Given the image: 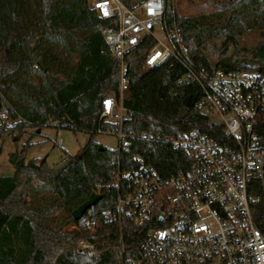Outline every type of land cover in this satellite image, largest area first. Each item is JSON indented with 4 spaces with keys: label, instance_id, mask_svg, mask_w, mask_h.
<instances>
[{
    "label": "trees",
    "instance_id": "1",
    "mask_svg": "<svg viewBox=\"0 0 264 264\" xmlns=\"http://www.w3.org/2000/svg\"><path fill=\"white\" fill-rule=\"evenodd\" d=\"M166 1L165 23L181 31L198 66L264 74V39L253 48H239L237 40L255 28L264 32V0L220 2L217 12L189 17L178 14L173 0ZM89 2L0 0V111L6 108L12 128L22 131L33 127L37 133L54 122L57 128L91 134L81 153L67 154L68 163L60 167H52L46 158L26 161L30 139L11 154L14 173H0V264H121L116 234L91 236L83 226L86 217L113 204L116 191L105 186L120 158L118 148H100L94 139L103 100L110 91H118L120 63L111 57L102 35L109 22ZM152 44L146 38L127 54L130 85L124 103L133 110V119L125 128L154 135L190 129L209 132L210 118L195 105L198 86L176 84L183 73L180 64L169 60L141 72ZM188 95L190 105L185 106ZM7 130L1 128L0 136ZM256 133L264 145V116ZM135 154L164 176L192 162L190 151L149 139L135 140L131 152L121 154L122 164ZM101 183V198L78 221L80 229L61 232L62 226L76 221L73 210ZM81 237L93 240L95 249L80 252Z\"/></svg>",
    "mask_w": 264,
    "mask_h": 264
},
{
    "label": "built area",
    "instance_id": "2",
    "mask_svg": "<svg viewBox=\"0 0 264 264\" xmlns=\"http://www.w3.org/2000/svg\"><path fill=\"white\" fill-rule=\"evenodd\" d=\"M130 1L89 2L109 22L102 35L120 63L118 91L104 98L93 132L115 135L120 158L105 186L116 191L113 204L98 215L83 216V226L91 236L115 233L121 264H264V145L256 133L264 116V74L198 66L181 31L165 23L166 0ZM146 38L153 44L141 72L169 60L180 64L183 73L176 84L198 86L195 105L210 118L209 132L154 135L125 128L133 119L124 103L130 85L127 54ZM11 123L8 110H1L0 129ZM137 139L190 151L192 162L168 176L139 154L122 164L121 154H129ZM103 186L94 193L101 195ZM80 227L74 221L68 229ZM95 247L90 238L77 241L82 253Z\"/></svg>",
    "mask_w": 264,
    "mask_h": 264
},
{
    "label": "rangeland",
    "instance_id": "3",
    "mask_svg": "<svg viewBox=\"0 0 264 264\" xmlns=\"http://www.w3.org/2000/svg\"><path fill=\"white\" fill-rule=\"evenodd\" d=\"M227 1L231 0H173V4L180 16L189 17L217 12L220 10L218 3ZM263 39L264 32L260 28H255L237 37L239 48H253ZM231 52L230 47L228 54ZM12 126L13 122L5 127L8 129L7 132L0 136V173L4 175L14 173V166L10 161L11 154L22 150L29 139L32 145L28 149L26 161L37 158V162H40L46 158L52 167H60L68 163L64 161L67 154L78 156L91 138L89 132H74L67 128H57L54 122L43 126L41 133H35L36 128L33 127H26L22 131ZM58 137L63 139L62 145L55 143ZM94 139L111 150L119 147V140L115 135L96 133ZM28 198L30 199V196ZM54 214L60 216L61 212L56 211ZM69 225L70 223L62 226L60 231L70 230Z\"/></svg>",
    "mask_w": 264,
    "mask_h": 264
},
{
    "label": "water",
    "instance_id": "4",
    "mask_svg": "<svg viewBox=\"0 0 264 264\" xmlns=\"http://www.w3.org/2000/svg\"><path fill=\"white\" fill-rule=\"evenodd\" d=\"M39 63L43 68H45L44 61L42 59L39 61ZM190 101H191V96L188 95L185 97L183 103L185 106H189ZM40 131L41 129H38L37 133H40ZM100 148H104V147L100 145ZM100 198H101V195L99 193H92L89 199H87L85 202H83L76 209L73 210L72 212L73 218L76 221L81 220L84 214L86 213V211L89 210L92 206H94L95 203L98 202Z\"/></svg>",
    "mask_w": 264,
    "mask_h": 264
},
{
    "label": "crops",
    "instance_id": "5",
    "mask_svg": "<svg viewBox=\"0 0 264 264\" xmlns=\"http://www.w3.org/2000/svg\"><path fill=\"white\" fill-rule=\"evenodd\" d=\"M40 133H41V131H40ZM56 143V142H55Z\"/></svg>",
    "mask_w": 264,
    "mask_h": 264
}]
</instances>
